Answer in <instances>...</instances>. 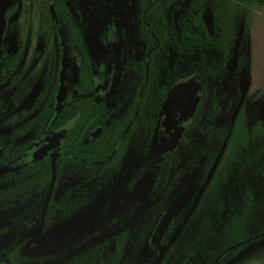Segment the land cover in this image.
I'll return each instance as SVG.
<instances>
[{
	"label": "flooded vegetation",
	"instance_id": "flooded-vegetation-1",
	"mask_svg": "<svg viewBox=\"0 0 264 264\" xmlns=\"http://www.w3.org/2000/svg\"><path fill=\"white\" fill-rule=\"evenodd\" d=\"M0 5V209L4 197L13 206L12 228L0 233V264H147L162 223L160 245L177 241L190 223L194 246L202 236L196 209L214 174L250 173L228 168L226 158L230 116L255 87L243 64V48L256 44L244 34L254 28L217 25L215 18L243 23L259 15L264 0ZM200 29L205 41H191ZM187 75L200 84L195 111L172 146L151 154L165 93ZM242 143L230 141L234 154L236 144L242 155ZM37 162L44 163L42 175L22 169ZM206 202L200 206L210 209ZM58 226L71 227L62 232L73 243L64 251L40 250ZM91 240L97 242L77 249ZM141 242L146 251L137 250Z\"/></svg>",
	"mask_w": 264,
	"mask_h": 264
},
{
	"label": "trees",
	"instance_id": "trees-1",
	"mask_svg": "<svg viewBox=\"0 0 264 264\" xmlns=\"http://www.w3.org/2000/svg\"><path fill=\"white\" fill-rule=\"evenodd\" d=\"M246 7H248V9H252L250 6ZM263 9L264 5L258 6L259 11ZM253 17L254 16L244 17L243 25H247L248 27H256L257 25L250 21ZM260 19L261 21L259 23L264 27V19H262V17H260L259 20ZM197 20L198 19H195L197 22V27L201 28V25ZM215 23L217 25L238 26L240 22L236 23L235 19H232V17H226V19L217 17L215 18ZM227 34L229 37L233 35L231 32H228ZM244 35L245 41H254L257 37L255 31H252L248 35ZM228 40L230 41V39ZM191 41H205L203 30L200 29L195 38H192ZM202 50L203 49L195 50L197 56L203 57ZM255 50H257V54H259L261 51L259 46H257L256 49L253 47L243 48V57L248 59V62L245 63V60L243 61V64L248 66L247 78L249 81L251 82V80H253V82H255V87H253L254 90L257 89L258 91L260 88L262 94H259V91L254 92V90H252L249 92V94L243 96L241 99H237L235 105L237 108L231 114L229 120L231 130L227 144L228 157L226 158V162L228 168H233L237 165L245 169V167L251 166L253 171L256 173H227L232 176L233 179H237V181L240 177L245 178V181L243 188L241 187L242 189L239 188V184H237L235 186L237 188H233L231 190V198L227 197V202H225L223 206V198L225 199L226 194L224 191L220 192V187L224 185L227 189L225 184L226 175L225 173L214 174L212 182L207 188V199L211 202V207L209 210H216V221L210 223V228L208 231L207 229L205 230L206 225L204 224L203 220L206 219L208 211L204 212L205 210L202 208V214L196 216L197 234H202L201 238L196 239L193 246L188 240V234H185L184 238L182 234L178 241L179 256L177 258L172 256V252L175 247L174 245L170 249L169 254L166 256L165 261L167 262L165 264H212L216 258H218V264H227L224 260L233 259V257L248 244H242L237 248L229 250L226 254L221 255L225 249L240 244L250 237L259 235L262 230L264 223V142L262 141V139L264 140V116L256 118L248 114L250 108L252 110L255 108L260 109L261 111L264 110V77H262L260 80H257L258 76L255 75L256 66H264V59L257 60L253 58L256 57L255 55L253 56ZM226 52L229 54L231 52V48L228 47ZM228 56V58H230V55ZM233 138L243 140L242 147H244V152L241 156H239V146H236V144L235 148L239 155L234 154V152L231 150L233 146L230 144V141ZM256 138L260 139V142L258 145H253V140ZM246 152L252 154L253 159H248ZM22 169L26 173L36 170L42 175L45 168L43 162H37ZM4 199L3 210L1 211L0 209V218L3 216L2 222L0 221V233H4L12 228L10 221L13 206L9 199L7 200L5 197ZM1 213L3 214L1 215ZM188 228L189 227L186 226L184 230L188 231ZM206 233L209 234V238L207 237L208 239L203 237V235H207ZM219 255L221 256L219 257ZM220 260H222L221 263ZM250 262V264H264V255H261L260 251H254L250 256ZM229 264L238 263H233L231 260Z\"/></svg>",
	"mask_w": 264,
	"mask_h": 264
},
{
	"label": "rangeland",
	"instance_id": "rangeland-1",
	"mask_svg": "<svg viewBox=\"0 0 264 264\" xmlns=\"http://www.w3.org/2000/svg\"><path fill=\"white\" fill-rule=\"evenodd\" d=\"M2 13H3V10H2V7L0 5V39H1V33H2V27H3ZM259 15H260V17H262V19H264V9L259 11ZM259 15L254 16L252 18V20H250L257 25L256 27L255 26L253 27L254 31L256 32L257 37L255 38L256 40L249 41V43H256L253 46V48L256 49L257 46H259L260 50H261L259 54H257V52H256L257 50H255V52L253 53V56L255 55L256 57H253V58H255L257 60H263L264 59V27L261 26V24L259 23L261 21V19L259 20V18H260ZM241 24H243V23H239V25H241ZM245 26H247V25H245ZM7 41H9V42L13 41V37L10 36L7 39ZM255 70H256L255 75L258 76L257 80L262 79V77H264V66L258 65V66H256ZM258 82H260V81H258ZM257 84H259V83H257ZM258 90H259V94L260 93L262 94L260 88ZM199 95H200V84H199V80L197 79L196 76H188L187 75V76L181 77L180 79H178L177 81H175L173 84L170 85V87L167 89V91L165 93V97H164V103H165L166 107L163 108L164 109L163 114L158 117L157 124L155 127V131H154V134L152 136L151 143L149 145V153L155 154L156 152H158L160 150L161 147L173 145V143L175 142L176 136L179 134L182 126L193 115V113L195 111V107L198 103ZM255 109L252 110L250 108V110L248 111V114L250 116H254L256 118L264 116V110L261 111L260 109H256V110ZM167 116H169L168 119L166 118ZM21 141L22 140H19L18 142H21ZM244 170L245 171L249 170V172L251 173V171H253V168L251 166H247V167H245ZM225 175H226L225 184L227 186V189L224 190V193L226 194V196H225V199L223 198L222 206L225 204V202H227V197L231 198V190L233 188H237V187H235L237 184H239V188H241V187L243 188L244 181H245V178H243V177L242 178L240 177L239 180L237 181V179H233V177L230 176L229 174L225 173ZM209 195H210V193H209ZM207 196H208V193L206 190L204 192V194L202 195L201 200L199 201V205L197 206V209H196L197 213H198V211H201L202 208L205 209L204 206H200V205H204V203H207L206 202V201H208ZM213 206H214V204H213ZM208 209H205V210H208ZM216 214H217L216 210L215 211L213 209L208 210V215H207L206 219L203 220L204 224L215 222L216 217H217ZM188 225H190V223L185 225L184 228ZM165 227H166V225L164 226L163 231L165 230ZM70 228L71 227H68V226H66V227H64V226L55 227V230H56L55 233L51 237L42 240L40 242L38 248L40 250H51V251H54V250L55 251H61V250L64 251V250L68 249L69 248L68 245L73 243V241H72V239H65L64 232L70 231L71 230ZM74 228H76V227H74ZM84 228L85 227L83 226V229ZM157 228H158V226L156 227L153 235L151 236V242H150L151 245L157 247V253L153 257L148 256L143 263L151 264L157 258L158 254H160V259L157 262V264H165L167 262V261H165L166 256L169 254L170 249L174 245H175V247L173 249L172 256H175L176 258L179 256V253L178 254L175 253L176 246L178 245L179 239L177 241H174V242L173 241L167 242L163 245H160L159 238L161 237L163 231L161 232L159 237H157L156 236ZM63 229H64V232H62ZM188 233L189 232L187 230H182V232H181V234H183V235L188 234ZM73 234L75 235L76 232H73ZM95 242H97V241H95V240L86 241L83 244H81L80 247L77 249H86L90 245H93ZM242 244L243 245L248 244V245L245 248L241 249V251H239L233 257V259L224 260L227 264H229L231 260L233 261V263L237 262L238 264H250L251 263L250 262V256L254 251H258V252L260 251L261 255H264V223H263V227H262V230L259 233V235H255L253 237H250L240 244H237V245L232 246L231 248L225 249L221 253V255L226 254L229 250H231L233 248H237V247L241 246ZM137 248H138L137 249L138 251L140 249H142L143 251L144 250L146 251L144 242H141ZM135 253H136V255L133 259H136V257H137V252H134V254ZM221 255H219V257ZM217 261H218V258H216L212 264H216ZM221 261L222 260H220V263H221Z\"/></svg>",
	"mask_w": 264,
	"mask_h": 264
},
{
	"label": "water",
	"instance_id": "water-1",
	"mask_svg": "<svg viewBox=\"0 0 264 264\" xmlns=\"http://www.w3.org/2000/svg\"><path fill=\"white\" fill-rule=\"evenodd\" d=\"M164 224H160L156 230V236L159 237V235L161 234V232L163 231V228H164ZM160 259V254H158L157 258L151 263V264H157V262L159 261Z\"/></svg>",
	"mask_w": 264,
	"mask_h": 264
}]
</instances>
